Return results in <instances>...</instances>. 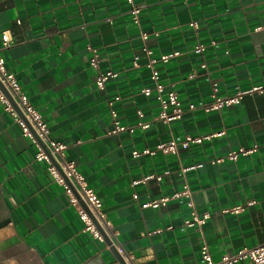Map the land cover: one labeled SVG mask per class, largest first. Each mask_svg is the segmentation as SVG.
Listing matches in <instances>:
<instances>
[{
	"label": "crops",
	"instance_id": "crops-1",
	"mask_svg": "<svg viewBox=\"0 0 264 264\" xmlns=\"http://www.w3.org/2000/svg\"><path fill=\"white\" fill-rule=\"evenodd\" d=\"M133 1L142 11L140 25L128 0H0V48L3 34L12 41L1 52L7 69L102 200L132 264H201L204 246L220 260L263 244L264 93L247 94L235 107L164 122L156 96L142 93L154 87L142 48L147 45L155 58L179 52L156 68L184 106L208 101L215 87L228 96L264 86V0ZM198 44L206 46L204 53L193 52ZM91 49L99 53L98 69L90 66ZM108 71L118 76L100 90L97 76ZM119 96L114 109L121 123L149 128L112 133L109 103ZM220 131L221 138L179 155L133 156L174 137ZM240 148L257 149L226 160ZM36 153L0 101V264H119L106 243L85 232L70 197ZM152 175L164 177L143 182ZM185 182L199 216H208L192 229L183 227L190 217L184 199L146 206L181 191ZM236 207L245 210L227 212Z\"/></svg>",
	"mask_w": 264,
	"mask_h": 264
},
{
	"label": "built area",
	"instance_id": "built-area-1",
	"mask_svg": "<svg viewBox=\"0 0 264 264\" xmlns=\"http://www.w3.org/2000/svg\"><path fill=\"white\" fill-rule=\"evenodd\" d=\"M131 4L132 20L135 24L140 25L141 22V8L134 5L133 0H128ZM109 21V20H108ZM191 26L197 28V23H191ZM143 41L148 39L147 33H142ZM12 41L7 33L3 34V44L0 48V101L4 106L5 112L9 113L16 124H18L23 132V135L30 139L31 143L37 148L35 160L38 162H45L47 164V171L52 176L53 180L64 188L66 194L70 197L71 203L78 210L79 218L85 223V232H90L94 238L106 243L108 238L111 245L117 253L124 259L127 264H132L134 256L125 253L122 245L117 238V232L114 231L113 225L108 221L106 214L103 211L102 200L97 196L95 191L87 185L83 175L77 170L74 162L68 161L66 158L67 146L64 143L58 142L50 137V130L42 116V114L33 106L29 98L23 92L22 87L15 76L6 66V60L2 56V50L10 47ZM206 50L204 44H198L193 48L195 54H202ZM142 51L147 55L146 67L151 70V80L154 84L153 88H144L142 93L147 97L156 96L159 101L161 112L159 119L164 122H171L182 119L187 112L202 110L205 113L221 111L225 108L235 107L241 104L243 98L247 94L264 93V86L252 87L247 90H237L233 95L220 96L217 87L214 88L211 98L208 101H200L184 106L180 101L177 92L167 87L161 82V74L156 68L158 62L167 63L172 58L179 55V52L155 58L154 53L147 45H144ZM92 58L90 66L98 69L100 66V56L97 50L91 49ZM139 57H135L133 66L140 67ZM205 68L206 65H203ZM117 73L113 71L100 72L96 79L98 89L105 88L108 81L117 78ZM122 98L116 97L114 101H110L111 114L113 118L114 129L113 134L129 133L134 134L138 130H146L150 127L149 123L139 122L133 126H125L119 119L118 112L114 109L115 101ZM22 115V116H21ZM140 117H143L141 111L138 112ZM225 135L224 131L216 132L214 134L203 137L186 136L184 138L174 137L167 142H160L155 149H146L143 151H134V157L144 155L154 156L157 153L164 155H179L181 150H188L192 145L202 144L204 141H211L216 138H221ZM45 149L47 151H45ZM253 150H246L240 148L229 152L226 160L235 162L241 156H248L253 153ZM224 159L212 161V163H221ZM202 165L193 166L190 168H183L182 172L187 173L189 170H196ZM168 174V172H166ZM164 175H152L143 180L146 182L152 178L161 181ZM66 179L69 183L66 182ZM139 183V182H137ZM74 191H77L80 198L85 202L90 214L85 211L76 197ZM137 198V197H136ZM184 199L190 209V217L184 221V229H192L203 225L208 216L200 217L196 211L193 202V192L188 184L184 183L183 189L171 196L163 197L146 206L158 208L166 206L172 200ZM245 210L244 207H236L227 212L239 214ZM241 262H248L250 264H264V243L255 248H243L238 252L223 256L220 260H215L209 252L207 246H204L201 252V264H240Z\"/></svg>",
	"mask_w": 264,
	"mask_h": 264
},
{
	"label": "water",
	"instance_id": "water-1",
	"mask_svg": "<svg viewBox=\"0 0 264 264\" xmlns=\"http://www.w3.org/2000/svg\"><path fill=\"white\" fill-rule=\"evenodd\" d=\"M21 116H22V115H21ZM45 151H47V150L45 149ZM66 182L69 183V181H68L67 179H66ZM69 184H70V183H69ZM70 186H71V184H70ZM71 187H72V186H71ZM74 193H75L76 197L78 198L81 207H82L85 211H87V212L90 214L87 205H86L85 202L80 198V196L78 195L77 191H74ZM105 241H106V244L110 247L111 243H110L109 239L106 238ZM110 250L113 252V254H115V256H116L117 261L119 262V264H127V263L124 261V259H123V258L117 253V251H116L115 249L111 248Z\"/></svg>",
	"mask_w": 264,
	"mask_h": 264
}]
</instances>
